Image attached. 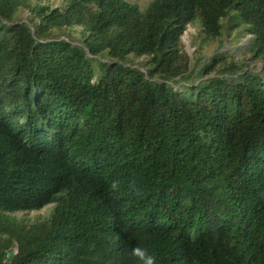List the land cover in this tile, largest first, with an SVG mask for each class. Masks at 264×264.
Returning a JSON list of instances; mask_svg holds the SVG:
<instances>
[{
    "label": "trees",
    "instance_id": "trees-1",
    "mask_svg": "<svg viewBox=\"0 0 264 264\" xmlns=\"http://www.w3.org/2000/svg\"><path fill=\"white\" fill-rule=\"evenodd\" d=\"M39 2L0 0V264H264V63L181 44L264 62V0Z\"/></svg>",
    "mask_w": 264,
    "mask_h": 264
},
{
    "label": "rangeland",
    "instance_id": "rangeland-1",
    "mask_svg": "<svg viewBox=\"0 0 264 264\" xmlns=\"http://www.w3.org/2000/svg\"><path fill=\"white\" fill-rule=\"evenodd\" d=\"M130 3L135 4L139 9L144 10L147 5L152 1V0H127ZM62 0H40V5L44 7H54L58 8L61 6ZM30 19V16L26 11H21L19 13V16L17 20L20 23H28V20ZM80 32V29L75 28L72 32L73 39L78 40L79 36L78 33ZM64 34V33H63ZM58 34L57 40H64L66 39L65 34L63 35ZM226 40L223 43V45L220 47L217 43H213L209 46H205L201 51L200 54H195L197 47L200 44V37H201V29L197 25H190L186 28L185 33L183 34L181 38V44L183 47L184 52L188 55L190 59V69H193L195 66V58L201 61V64L207 63L208 60H210L213 56L219 55L221 58L226 59L227 62H237V63H244L246 65L247 69L253 70V69H261L262 64L264 62L260 61H252L250 56L248 55V45H249V40L250 37H244V38H239L238 43H233V39L236 36L233 33L227 32L226 34ZM74 41V40H73ZM77 42V41H75ZM76 44V43H74ZM144 60L141 59L138 61V63L143 62ZM215 75L213 74L211 77H214ZM51 207H46L42 211L38 213H31L26 216L19 214L17 215L18 217H24L25 219L32 220L36 216H46L49 212V209Z\"/></svg>",
    "mask_w": 264,
    "mask_h": 264
},
{
    "label": "clouds",
    "instance_id": "clouds-1",
    "mask_svg": "<svg viewBox=\"0 0 264 264\" xmlns=\"http://www.w3.org/2000/svg\"><path fill=\"white\" fill-rule=\"evenodd\" d=\"M111 187L113 190H115L117 189V184L114 182ZM133 254L139 259L140 264H155L154 257L152 255L146 254L139 248L133 249Z\"/></svg>",
    "mask_w": 264,
    "mask_h": 264
}]
</instances>
